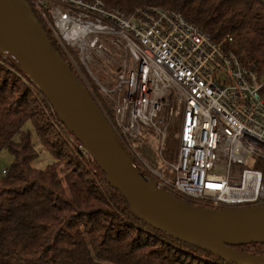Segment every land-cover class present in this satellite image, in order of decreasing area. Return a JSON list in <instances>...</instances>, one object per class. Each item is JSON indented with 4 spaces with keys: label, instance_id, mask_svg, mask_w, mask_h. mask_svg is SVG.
Masks as SVG:
<instances>
[{
    "label": "built area",
    "instance_id": "2783aa9c",
    "mask_svg": "<svg viewBox=\"0 0 264 264\" xmlns=\"http://www.w3.org/2000/svg\"><path fill=\"white\" fill-rule=\"evenodd\" d=\"M26 1L87 72L102 67L100 60L115 64L114 86L99 83L111 116L92 94L131 156L152 133L167 141L179 119L177 151L167 164L174 179L146 172L159 187L211 209L264 205V78L255 70L172 11L127 13L101 0Z\"/></svg>",
    "mask_w": 264,
    "mask_h": 264
},
{
    "label": "trees",
    "instance_id": "16d2710c",
    "mask_svg": "<svg viewBox=\"0 0 264 264\" xmlns=\"http://www.w3.org/2000/svg\"><path fill=\"white\" fill-rule=\"evenodd\" d=\"M101 1L127 13L149 7L175 12L264 78L263 0ZM31 9L69 63L48 25ZM28 122L54 159L45 169L33 166L39 151L24 130ZM142 140V153L156 162L154 153L140 145ZM5 149L14 160L0 177V264H235L134 215L41 89L10 56L0 53V153ZM169 193L203 207L202 202ZM235 248L264 257V244Z\"/></svg>",
    "mask_w": 264,
    "mask_h": 264
},
{
    "label": "water",
    "instance_id": "95a60500",
    "mask_svg": "<svg viewBox=\"0 0 264 264\" xmlns=\"http://www.w3.org/2000/svg\"><path fill=\"white\" fill-rule=\"evenodd\" d=\"M0 53L41 89L59 120L129 202L160 231L235 264H264L235 247L264 244V205L211 209L180 201L159 187L127 152L85 85L52 45L26 0H0Z\"/></svg>",
    "mask_w": 264,
    "mask_h": 264
},
{
    "label": "rangeland",
    "instance_id": "374dc122",
    "mask_svg": "<svg viewBox=\"0 0 264 264\" xmlns=\"http://www.w3.org/2000/svg\"><path fill=\"white\" fill-rule=\"evenodd\" d=\"M59 45L61 46L60 43ZM64 53L66 54L68 60L71 59L69 56L72 57V66L77 77L80 79L83 85L91 90H89L91 94L93 92L96 97H94L93 94L92 96L99 100L102 108L107 112V114H109V116H111L109 95L105 92H102L99 83L108 88H112L114 86L115 77L112 72L116 70L115 64H111L112 66H110L109 63L105 64L102 60H100L102 67H92L91 74L87 72V70H85V68L80 63L79 56L76 51L73 49H68V51H64ZM117 59L120 61V56H117ZM114 62L115 61L111 60V63ZM179 124V119L175 118V121H173L172 125L168 127L167 141H164L162 136H157L155 133H152L151 136L147 137L146 139L144 138V140L140 142V145H142L144 148L146 147L147 149H150L152 153H154L156 162L145 157L141 151V147L139 146L137 147L134 156L132 155L135 162L142 166L145 169V172L151 175L152 171H155L157 173L155 176L157 180L160 179L159 176H164L166 179L170 180L174 179V174L171 173L167 168V164L173 160L177 151L178 140L176 136L179 131ZM24 130L31 134L35 147L39 151V157L33 162V166L38 169H45L47 166L53 164V157L47 151L42 149L41 144L36 137L33 125L28 122L25 125ZM13 160V155L8 150H3L0 153V171L3 169H9L13 163Z\"/></svg>",
    "mask_w": 264,
    "mask_h": 264
}]
</instances>
